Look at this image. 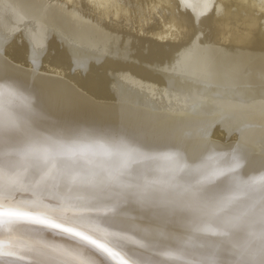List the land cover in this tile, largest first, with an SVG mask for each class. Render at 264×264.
Segmentation results:
<instances>
[{
  "label": "snow or ice",
  "instance_id": "6c2138e0",
  "mask_svg": "<svg viewBox=\"0 0 264 264\" xmlns=\"http://www.w3.org/2000/svg\"><path fill=\"white\" fill-rule=\"evenodd\" d=\"M0 264H264V161L54 120L2 76Z\"/></svg>",
  "mask_w": 264,
  "mask_h": 264
},
{
  "label": "bare ground",
  "instance_id": "6f19581e",
  "mask_svg": "<svg viewBox=\"0 0 264 264\" xmlns=\"http://www.w3.org/2000/svg\"><path fill=\"white\" fill-rule=\"evenodd\" d=\"M2 76L54 120L264 161V0H0Z\"/></svg>",
  "mask_w": 264,
  "mask_h": 264
}]
</instances>
